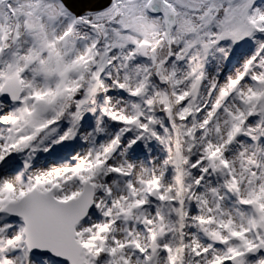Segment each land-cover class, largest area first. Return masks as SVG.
Masks as SVG:
<instances>
[{"label":"snow or ice","instance_id":"snow-or-ice-1","mask_svg":"<svg viewBox=\"0 0 264 264\" xmlns=\"http://www.w3.org/2000/svg\"><path fill=\"white\" fill-rule=\"evenodd\" d=\"M0 264H264V0H0Z\"/></svg>","mask_w":264,"mask_h":264}]
</instances>
